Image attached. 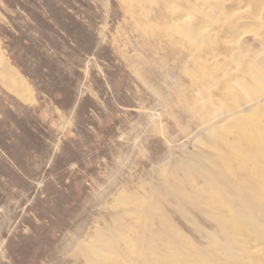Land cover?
<instances>
[{"label":"rangeland","instance_id":"rangeland-1","mask_svg":"<svg viewBox=\"0 0 264 264\" xmlns=\"http://www.w3.org/2000/svg\"><path fill=\"white\" fill-rule=\"evenodd\" d=\"M193 2L0 0V264H82L63 247L107 227L122 188L144 194L160 167L203 148L202 127L183 108L189 97L200 100L198 90L217 91L214 78L233 85L235 53L254 65L264 59V8L235 6L248 10L239 34L221 37L237 52L219 39L199 40L193 52L166 16L174 5L200 20ZM176 83L182 96H174Z\"/></svg>","mask_w":264,"mask_h":264},{"label":"bare ground","instance_id":"bare-ground-1","mask_svg":"<svg viewBox=\"0 0 264 264\" xmlns=\"http://www.w3.org/2000/svg\"><path fill=\"white\" fill-rule=\"evenodd\" d=\"M242 1L247 3V6H253L256 12H260L257 9L264 8V0H236L231 7L225 5V0H194L196 11L203 14V18L198 15L200 20L193 18L189 12L181 13V16L178 11L180 7L174 5L168 8L166 16L172 19V31L186 38L187 46L191 49H196L201 41L219 39L224 42V51L232 55L233 51L235 53L238 50H236L237 43L227 41L224 39L225 36H221L239 32L238 24L248 12L243 8L236 9L243 3ZM169 3L167 5H170ZM209 4H212L209 7L211 9L204 7H208ZM217 12L218 14L222 12L228 20L220 21L224 17L220 16L222 13L218 15ZM251 13L250 11L247 15ZM158 16V20L163 23V19L166 18L161 13ZM185 21L190 24L182 27ZM242 21L244 25L246 19ZM214 22H219L218 29L206 28L210 26L209 23ZM156 28L155 31L152 29L154 33ZM159 28L160 32L167 33L169 26ZM263 28H261L263 31L259 32L264 34ZM253 30L254 33L257 32L256 29ZM262 38L264 39V35ZM217 52L216 56L219 53ZM241 53H235L241 63L240 67L232 68L234 69L233 85H228L225 80L222 83L221 80L214 78L213 82L218 85L217 91H212L205 85L207 87L204 88L205 90L197 91L202 95L200 100L189 97L187 105L183 108L191 114L195 120L194 124L201 125L202 136L197 141L203 148L196 147L191 157L180 158V161L173 166L164 164L160 167L158 172L155 171L158 174L157 183L147 184L145 188L144 185L141 186L146 192H143L144 194L138 191L129 192L122 188L123 191L118 192L119 194L114 197L112 209L115 210L110 214L112 216L108 221L109 225L105 228L94 227L93 231V228L90 229L92 231L90 234V230L86 235L81 233L63 247V251L69 252L75 262L82 264H264V59L261 61L254 59L259 61L254 65L253 62L252 64L250 61V63L247 62ZM198 54L203 55L199 52ZM211 58L208 59L211 60ZM174 59L176 58L173 57ZM200 69L202 70V67ZM166 71L168 72V69ZM172 88H174V96L183 95V89L178 83ZM157 89L160 91V88ZM162 94L168 97V93ZM172 99L176 100V98ZM244 104L249 105L247 109L242 108ZM160 106L166 107V105ZM176 120L178 122L177 118ZM173 215L181 226L174 221Z\"/></svg>","mask_w":264,"mask_h":264}]
</instances>
